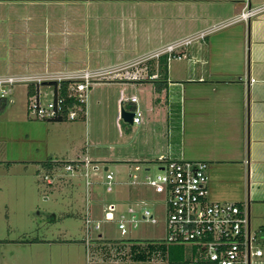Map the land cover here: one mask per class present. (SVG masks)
<instances>
[{
    "label": "rangeland",
    "instance_id": "1",
    "mask_svg": "<svg viewBox=\"0 0 264 264\" xmlns=\"http://www.w3.org/2000/svg\"><path fill=\"white\" fill-rule=\"evenodd\" d=\"M9 2L11 30L20 19V23L24 20L32 31L27 32L26 50L21 46L18 48L16 36L11 38L14 47L10 45L8 48L10 57H7V49L0 47V70L7 63L6 57L14 64L10 73H0V76L111 73L90 85L84 121L50 123L30 115L26 108V85L12 88L8 95L11 104L0 101V264H134L126 255L127 249L119 252L110 248V244L105 247L108 249L106 253H86L81 243L84 240L85 211L83 181L79 177L65 176L62 167L48 171L44 163L65 160L61 156L65 151L71 150L74 154L83 151L93 159L106 163H92L98 165L96 172L99 176L107 166L116 174L117 180H125L131 172V165L113 160L146 151L166 153L167 143L176 148L181 123L177 89H171L168 97L167 90L158 89L151 80L145 87L139 86L137 91L120 83L107 82L120 74L130 78L129 73L114 72L124 66L132 69V76L137 79H146L148 72L155 71L156 59H148V56L161 50L169 39L175 38L176 27H171L166 34L165 20L173 18L168 27L174 25L182 0ZM136 3L139 5L134 6ZM132 7L136 9L131 11ZM30 32L31 36L35 35L31 37ZM22 58L31 65L28 73L22 72L20 63L17 66ZM48 61L52 63L48 64ZM128 62L131 63L122 65ZM183 66V61H169L172 80H177ZM40 93L42 100L47 101L51 98L52 88L40 87ZM132 93L139 99L142 120L148 122L139 128L120 120L123 130L120 133L114 123L120 110L116 104L121 96ZM166 122L175 125L173 129L170 127V132ZM139 165H148L151 174L156 172L155 163ZM56 173L64 177L55 179L53 185H47L44 177L53 178ZM215 177L219 189L211 192V199L243 206L238 173L230 165H224L216 170ZM127 195L126 186L115 187L98 203L91 205L94 216L101 220L102 213L110 204L126 202ZM144 198L151 211L157 209L152 195ZM156 217L157 224L141 225L127 238L163 239L162 218L158 212ZM251 231H256L253 222ZM99 234L105 241L125 238L120 236L114 224L103 223L101 229L94 232L93 238ZM138 264L164 263L155 258Z\"/></svg>",
    "mask_w": 264,
    "mask_h": 264
},
{
    "label": "crops",
    "instance_id": "2",
    "mask_svg": "<svg viewBox=\"0 0 264 264\" xmlns=\"http://www.w3.org/2000/svg\"><path fill=\"white\" fill-rule=\"evenodd\" d=\"M180 4L174 25L168 27L173 18L167 17L165 20L166 34L170 32L171 27H176V36L163 44L164 47L212 27L217 29L203 41L194 42L183 50L186 59L180 60L184 62V66L176 81L171 78L168 62L166 84L162 85L161 89L167 90V96L171 89H177L179 94L181 123L177 146L171 147L167 143L166 153L146 151L133 156H121V159L113 161L132 166L137 163H153L160 157L167 156L177 160L205 162L208 165L210 199L211 192L219 189L215 177L216 170L230 165L238 173L237 179L242 185L240 199L248 211L249 229L251 231L253 222L256 226L253 233L258 236L257 246L263 253L261 258L253 259L250 264H264V233L260 230L264 226V0H182ZM22 5L24 8L25 3ZM136 5L139 4L134 6ZM246 6L260 11L247 21H238L237 17ZM10 9L9 0H0V47L7 49V57H10V45L14 47L12 36L17 37L18 48L21 46L26 50L25 41L29 37L27 32L32 31L24 20L20 23V19L12 25L11 30L8 20ZM135 9L132 7L130 10ZM29 35L31 36V32ZM33 50L35 52L36 49ZM7 57V63L0 73H10L11 66L14 65L13 60ZM18 61L20 62L17 66L21 65L22 72L28 73L31 65L26 63L24 58ZM129 63L131 62L122 65ZM123 68L115 72L129 73L130 78L120 74L107 83H120L135 91L139 86L147 85V82L141 81L147 78L137 79L132 76V69L128 66ZM154 79L156 78L147 81ZM132 96L136 97V103L125 102V99ZM6 103L11 104L10 101ZM116 105L120 110L114 123L120 133L123 131L120 126L121 118L118 117L121 109L129 112L135 109L140 111V124L135 125L139 128L148 122L142 120L143 113L136 94L121 96ZM166 123L167 131L170 132L171 125ZM85 154L83 151L74 154L70 150L61 156L66 158L65 161L82 160L86 157L92 163H105L104 160L101 162ZM95 166L97 171L98 165ZM105 168L108 169L104 166L103 170ZM96 177L100 176L97 174ZM81 243L86 250L84 240Z\"/></svg>",
    "mask_w": 264,
    "mask_h": 264
},
{
    "label": "built area",
    "instance_id": "3",
    "mask_svg": "<svg viewBox=\"0 0 264 264\" xmlns=\"http://www.w3.org/2000/svg\"><path fill=\"white\" fill-rule=\"evenodd\" d=\"M260 9L246 6L237 17L238 21H247ZM217 27H212L191 37L167 45L153 53L148 59L166 55L168 60H184V49L197 41H203ZM115 72V71H114ZM112 72V73H114ZM110 71L84 72L58 76H5L0 77V100H8V95L16 85H33L35 88L44 82L68 81V97L79 103L66 109L65 99L54 97L43 101L40 90L26 97V108L30 115L38 119L65 117L73 122L79 115L85 117V102L90 85L104 78ZM151 78H155L152 76ZM96 80V81H95ZM252 80H250L251 82ZM9 101V100H8ZM125 102L136 103V97L125 99ZM66 110V111H65ZM131 125H139L141 113L132 111ZM155 163L156 172L151 174L148 165L133 164L125 180H117L116 174L105 168L100 177H96L97 166L88 158L71 161L63 165V171L70 178H80L84 184V217L83 231L86 252L94 232L101 225L114 224L123 239H129L134 230L141 225H155L158 212L162 218L164 241L171 245H186L196 251L193 258L196 264H250L253 259L261 258L263 253L257 246L258 236L249 229L248 211L245 205L220 203L212 201L208 189V165L201 161H185L160 157ZM93 173V174H92ZM47 185H53L54 178L45 176ZM128 188L126 202L110 204L102 213L100 220L94 216L92 204H96L104 194L111 193L115 187ZM152 195L157 209L151 211L146 205V195ZM101 237V235H98ZM158 259L167 264L166 259L156 254L150 259Z\"/></svg>",
    "mask_w": 264,
    "mask_h": 264
},
{
    "label": "trees",
    "instance_id": "4",
    "mask_svg": "<svg viewBox=\"0 0 264 264\" xmlns=\"http://www.w3.org/2000/svg\"><path fill=\"white\" fill-rule=\"evenodd\" d=\"M168 57L166 55L160 56L156 60V69L155 71L148 72V77L146 80H141L142 82H148V79H152L151 77L155 75L156 79L151 80L155 83V86L158 89H161L162 85L166 84L167 78V65H168ZM140 81V82H141ZM70 82L63 81L60 83L57 82H44L41 83L38 87H34L33 85H29L26 87V97H29L35 94L40 87L49 86L52 88V93L54 97H62L65 99L64 105L66 109H71L73 106H78L79 103L74 100L72 97H68V85ZM1 101V100H0ZM1 102H8V100H2ZM66 111V110H65ZM84 116L79 115L78 119L84 121ZM38 119V118H37ZM50 123H62V122H70L67 121L65 117L60 118H51V119H39ZM172 121V120H171ZM171 127H174V123L172 122ZM71 161H49L44 163L48 171L58 169V167H63V165L69 163ZM156 162V161H154ZM153 162V163H154ZM139 164V163H137ZM147 164V163H146ZM44 165V166H45ZM63 170V168H62ZM64 172V171H63ZM65 175V173H64ZM66 176V175H65ZM63 174L56 173L53 177L54 179L61 180L63 178ZM261 232L264 233V226L260 228ZM110 244L112 247L116 248L117 251L126 250V255L129 260L134 264L143 263L155 256L156 254H160V256L166 259L167 264H196L193 263V258L197 257V253L195 250L186 245H171L166 244L164 241L157 240H134V239H122L117 241H105L102 237L98 235L90 240L88 243V252L91 251L93 253H106Z\"/></svg>",
    "mask_w": 264,
    "mask_h": 264
},
{
    "label": "water",
    "instance_id": "5",
    "mask_svg": "<svg viewBox=\"0 0 264 264\" xmlns=\"http://www.w3.org/2000/svg\"><path fill=\"white\" fill-rule=\"evenodd\" d=\"M120 118L124 123H127L129 125L132 124V118H133V113L126 111L124 109H121L120 111ZM106 170V169H105Z\"/></svg>",
    "mask_w": 264,
    "mask_h": 264
}]
</instances>
